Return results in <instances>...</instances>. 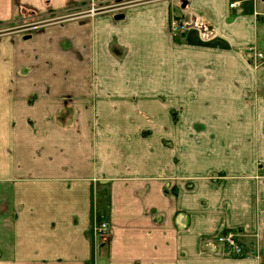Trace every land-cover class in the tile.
I'll list each match as a JSON object with an SVG mask.
<instances>
[{
    "label": "crops",
    "instance_id": "crops-1",
    "mask_svg": "<svg viewBox=\"0 0 264 264\" xmlns=\"http://www.w3.org/2000/svg\"><path fill=\"white\" fill-rule=\"evenodd\" d=\"M91 1L0 0V31ZM110 1L27 39L0 34V264H264V227L254 258L209 242L264 216V70L243 53L262 41L264 0ZM50 45L59 78L35 81ZM130 89L156 109H130Z\"/></svg>",
    "mask_w": 264,
    "mask_h": 264
},
{
    "label": "rangeland",
    "instance_id": "rangeland-1",
    "mask_svg": "<svg viewBox=\"0 0 264 264\" xmlns=\"http://www.w3.org/2000/svg\"><path fill=\"white\" fill-rule=\"evenodd\" d=\"M128 1H130V0H128ZM91 2L87 7H81V9L74 8V9H71V11L70 10L60 11V12L48 13V14H44V15H41L40 13L37 14L36 12H26V14H23L22 18L17 19L13 22L4 23L3 25H1L2 29L0 31V34H6V33H10L11 31H13V33L19 34L21 39H25V38L27 39L26 35H28V38H29V37L33 36V34L42 30L43 28L49 27L50 25H58L59 23H62L69 18H72L73 15L82 14L84 16H88L89 14H87V13H89V12H87L88 10L86 11V9H89V7H99L98 10H100V12H101L104 9H106V10H109L110 8L116 9L119 6V4L114 3V2H116L115 0L110 1L111 3L115 4V5H113L114 7H105V6L103 7V5H106L109 2V0H99L94 5H92ZM72 10H74V11H72ZM260 25L261 24L259 22L258 26L260 27ZM183 31H181V32H183ZM180 33H178V34H180ZM259 33H260V36L262 37V41L259 44L257 43V45L259 47H262V46H264V33L260 32V31H259ZM48 35L49 34H47V38H48ZM31 41L29 43H32ZM55 47H56V45H50L49 48L47 49V55H45V56L37 55L36 56V60H35V77H36V79H35V81L47 80V79H56L57 80L59 78L58 71L60 72V70H58L57 69L58 67H56L59 63V48L55 49ZM26 59L22 60V58H21V63L19 65V72L21 74L27 73V70L29 68H31L30 66H28ZM46 61H48L49 63H47L46 64L47 66L44 67V64ZM52 62H55V64L53 65L52 70H50L51 68H48V66ZM40 67H41V69H40ZM24 69H25V71H23ZM258 69H259V67H258ZM262 69L264 70V68L262 66H260V70H262ZM261 76L264 77V75H261ZM129 91H131V94L129 95L130 102L128 104L130 109H132L134 111L137 108L144 107V106H147L148 108H153L154 110L156 109L155 104H153V103H147V105L139 103V99H138L139 94L136 92L137 89H130ZM63 99H64L66 105H68L71 112L78 110V107H79L78 104H76L74 102L73 103L69 102L70 100H72V98L65 97V98H62V100ZM25 104H27V103H23V105H21V106H26ZM99 106H103V105L100 104ZM124 106H127V105H120V107H124ZM81 107H82V111H87V113H89L92 110L93 106H91L90 103L89 104L84 103L81 105ZM117 107H119V105L115 104V106L112 108V110L116 112ZM104 108L105 107L103 106L102 109H99V111H103ZM59 109H60V107H58V111H60ZM173 112H174V114H173L174 118L175 119L178 118L176 115L179 114V111H173ZM118 121L121 122L122 120L116 119L115 123ZM82 122L85 123L86 121H82ZM129 122L131 123V127L133 129L135 128V129L140 131L142 128H145V130H147V132H148L147 134H145L146 136L149 135L153 130L155 131L157 129V126L145 127V125L149 126V125H151L150 122H154V121H149V120L140 121L137 119H131ZM70 123L71 122H69V124ZM175 123L172 122L171 119L168 120L169 127H171ZM201 124H202V126L197 127V128H203L204 123L201 122ZM134 125H136V126H134ZM119 127H121V126H119ZM165 129H166V127H165ZM143 131H144V129H143ZM195 136H197L195 138H200V139L206 138V136L201 135V134H198ZM159 137H162L164 139L165 143L168 146H171L170 145V135L167 136L165 134L164 136H159ZM183 138H187V137H183ZM230 144H232V143L231 142L229 143V153L233 154L234 153V151H233L234 147ZM37 151L40 152V150H37ZM175 159H177V157H175ZM228 160H230L234 163V159L230 155H229ZM263 189L264 188L261 189V192H264ZM256 220H255V225L253 228H251V224L248 223V224H245L244 227H243V225L239 226V228H241L240 230H233V231H235V233H237L236 242L240 243L243 247L244 246L245 247H254L252 243H253V241L256 240L255 239L256 235L253 233L255 232V230H257V232H258V226H259V228L264 227V216H262L260 214V217L257 216ZM255 227H257V228H255ZM243 228H246L249 230L252 229V230L250 232H246L247 234H245V232L243 231ZM213 239H215V237ZM253 239H255V240H253Z\"/></svg>",
    "mask_w": 264,
    "mask_h": 264
},
{
    "label": "built area",
    "instance_id": "built-area-1",
    "mask_svg": "<svg viewBox=\"0 0 264 264\" xmlns=\"http://www.w3.org/2000/svg\"><path fill=\"white\" fill-rule=\"evenodd\" d=\"M92 5L95 3L91 2ZM239 0H234L229 3V7H234L238 5ZM99 7H89L86 9L87 14L93 15L98 14L100 10ZM255 21L260 22L259 30L264 33V9L261 11L255 12ZM74 16V15H73ZM186 25L183 21L179 19H172L169 24V30L171 33L178 34L181 31L185 30ZM244 56L247 61H249L253 67L257 68L259 66H264V46L259 47L256 43L247 44L244 48ZM108 229L106 222L101 221L95 224V231L99 234H104ZM237 233L232 230H225L222 233L218 234L215 239L210 240L211 244H221L228 248L229 252L234 256L254 258L257 257L258 252L255 247H243L240 243L236 242Z\"/></svg>",
    "mask_w": 264,
    "mask_h": 264
},
{
    "label": "water",
    "instance_id": "water-1",
    "mask_svg": "<svg viewBox=\"0 0 264 264\" xmlns=\"http://www.w3.org/2000/svg\"><path fill=\"white\" fill-rule=\"evenodd\" d=\"M122 17H123L122 13H117V14L114 15L115 19H119V18H122ZM26 37H28V35H26Z\"/></svg>",
    "mask_w": 264,
    "mask_h": 264
}]
</instances>
